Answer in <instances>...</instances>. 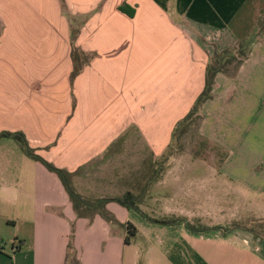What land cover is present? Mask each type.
<instances>
[{"label":"crops","instance_id":"0c3cea01","mask_svg":"<svg viewBox=\"0 0 264 264\" xmlns=\"http://www.w3.org/2000/svg\"><path fill=\"white\" fill-rule=\"evenodd\" d=\"M263 14L264 0H0V132H25L39 155L74 171L101 157L125 119L147 104L176 115L175 121L185 115L204 87L209 57L257 31ZM73 29L75 47L91 58L71 80ZM212 93L202 106L209 103L215 115L224 109L222 139L234 151L226 169L211 178L226 183L211 181L208 188L194 182L190 207L182 206L179 192L176 204L168 198L144 210L129 190L147 216L221 228L251 216L264 219L260 35L235 74H216ZM83 177H71L82 195L88 193L77 185ZM180 178L179 190L189 188ZM105 210L118 221L78 216L58 175L15 139L0 138V264H69L72 256L79 264H264V236L242 225L192 233L115 201ZM124 221L135 228L129 243L116 228ZM70 239L74 252H68Z\"/></svg>","mask_w":264,"mask_h":264},{"label":"rangeland","instance_id":"374dc122","mask_svg":"<svg viewBox=\"0 0 264 264\" xmlns=\"http://www.w3.org/2000/svg\"><path fill=\"white\" fill-rule=\"evenodd\" d=\"M82 22L83 20H78V25L80 26ZM76 32L70 34L71 46L76 50L75 57H73L71 48V58L73 63L76 62L80 66L87 62V59L91 56L75 47ZM260 37L264 39L263 34ZM237 61V59H233L231 63L225 65V71L219 73L232 76L242 63H237ZM167 84L161 86L162 91L166 89ZM169 86V91H171L173 83H169ZM153 106L147 104L143 110L141 109L134 115V118H126L124 121L125 126L108 144L101 157L84 163L85 165L78 166L74 171H68L71 172L72 176L75 174L85 176L78 178L77 185L80 190L88 193L80 195L86 199L94 200L100 196H121L127 190H131L134 195L138 196L139 201H141V208L145 210L148 204L151 205L150 207H155L161 204L163 199L167 200L168 198L171 204H176L179 192H181V197H184V204L181 201L182 206L190 207L193 203L195 183L198 182L196 186L208 188L211 181L218 182V184H221V182L226 183V179L211 178L213 172L220 173L226 169L227 163L225 161L234 151V148L228 147L222 139V136L225 135L223 130L225 127L224 109L222 113L219 112L215 115L211 113L209 103L205 107L200 105L186 121L179 125L172 137L176 123L188 112L175 121L176 115L166 116L162 111L158 113L161 108L157 109L155 106L153 110ZM168 120L171 129L167 137V131L164 127L168 124ZM220 126H222V129H220ZM21 133L26 137L25 132ZM58 134L59 132L56 136ZM163 138L165 140H162ZM166 142L167 146L169 143L171 145L169 147L163 146ZM159 149L160 151H158ZM228 165L235 166V163ZM181 176L186 177L184 187L189 185L186 190L181 188L182 191L177 187V182L183 181L180 178ZM203 197H208V195L203 194ZM204 202L203 200L202 208L205 206ZM78 213L76 212L79 216L81 213ZM83 213L90 217L98 213L111 224L118 221L115 215L108 210L101 213L99 210L84 208ZM207 214L204 213L202 217H208ZM196 223L200 224L199 222ZM234 223L242 225L246 229H254L256 235L264 236V219L251 216L238 222L233 221L222 228L224 230L232 228L231 226ZM118 227L123 232L125 243H129L133 235L132 226L124 221L121 225L116 226V228ZM74 251L75 247L70 239L68 252ZM76 259V256H72L69 264H77Z\"/></svg>","mask_w":264,"mask_h":264},{"label":"trees","instance_id":"16d2710c","mask_svg":"<svg viewBox=\"0 0 264 264\" xmlns=\"http://www.w3.org/2000/svg\"><path fill=\"white\" fill-rule=\"evenodd\" d=\"M119 9L121 11L126 12L128 15H132L133 11H130L128 9H126L125 5H121L119 6ZM263 30H264V14L263 16L259 19L258 25H257V31H255L254 33H252L248 38L246 39H242L240 41L237 42L236 45H234L231 48H225L219 52H214L213 55H211L209 57V60L206 64L205 67V82H204V87L202 89V91L199 93V95L197 96V98L195 99L193 105L191 106L190 110L188 111V113L181 119L179 120L172 132V137L175 134L176 129L179 127V125H181L184 121H186L197 109L200 105H202L206 100H208L209 98H211L212 96V90H213V82L215 79V76L217 73L219 72H224L225 69V65L227 63H231V61H233V59H237V63H241L248 55L249 50H250V46L253 43V41L255 40V37L257 35H262L263 34ZM76 30H72L71 34H74ZM75 48L73 47L72 49V56L75 57L74 55L76 54V50H74ZM88 61V59H87ZM238 65V64H237ZM81 66H78L76 64V62H74V67H73V71L71 73V80H73V78L75 77V75L80 71ZM1 137H11L13 139H15L16 141L19 142L23 152L30 157L31 159L40 162L41 164H43L49 171L54 172L58 175V177L60 178L61 182L63 183L72 203H73V207L75 209V211L80 215H84L83 213V209H95V210H99V212L102 213V211L105 210V205L106 203L110 202V201H115L118 202L119 204L127 207V208H134L136 210L139 211L140 214L143 215L144 218L159 223V224H164V225H173V224H183L185 226V228L187 230H189L192 233H206L212 230H218V229H222L219 226H214V227H208V226H204V225H200V224H193L190 223L189 221H187L184 218H151L149 216H147L146 214H144L143 212L140 211V209L138 208V206L136 205V203L134 202L135 197L134 195L131 193V191L127 190L123 195L121 196H102V197H98L94 200H89L84 198L82 195H80L75 188L72 185L71 182V172H68L65 169L59 168L57 166H55L54 164H52L51 162H49L48 160H46L45 158H43L41 155H39L35 148L31 147L29 145L28 140L26 139V137L21 133V132H9V131H2L0 132V138ZM171 145V143H169V145L167 147H169ZM82 210V211H80ZM232 227H237V224L232 225ZM231 229V228H229ZM251 232H254V229H248ZM132 233H134L135 228L132 227ZM254 234L256 235V233L254 232ZM127 242V241H126ZM16 249L19 248V245H17L15 247ZM77 260V259H76ZM77 264H79V261L77 260Z\"/></svg>","mask_w":264,"mask_h":264}]
</instances>
